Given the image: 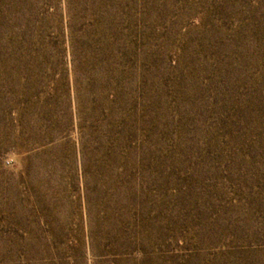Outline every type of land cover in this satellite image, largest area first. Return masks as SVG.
Returning <instances> with one entry per match:
<instances>
[{
  "label": "rangeland",
  "instance_id": "rangeland-1",
  "mask_svg": "<svg viewBox=\"0 0 264 264\" xmlns=\"http://www.w3.org/2000/svg\"><path fill=\"white\" fill-rule=\"evenodd\" d=\"M0 264H264V0H0Z\"/></svg>",
  "mask_w": 264,
  "mask_h": 264
}]
</instances>
